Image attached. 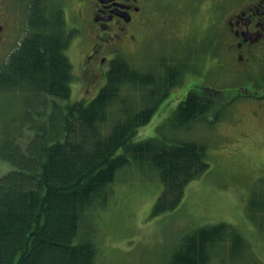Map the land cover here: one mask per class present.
Segmentation results:
<instances>
[{"label": "trees", "instance_id": "obj_1", "mask_svg": "<svg viewBox=\"0 0 264 264\" xmlns=\"http://www.w3.org/2000/svg\"><path fill=\"white\" fill-rule=\"evenodd\" d=\"M73 35L60 13L35 7L19 45L0 64V94L17 93L22 101L0 131V162L9 167L0 172V264H96V243L80 227L106 203L119 170L138 163L159 171L164 188L151 212L158 216L175 210L184 188L209 169L201 141H134L179 82L181 65L156 75L116 57L92 100L69 103L73 66L65 52ZM124 90L149 101L130 106ZM114 104L118 116L104 129ZM36 105L51 107L41 123L33 118L40 115ZM174 112L177 125L184 126L199 120L204 108L191 92ZM13 123L19 130L30 123L33 136L24 145L11 136ZM227 243L235 255L245 242L229 224L202 226L182 238L168 264H209Z\"/></svg>", "mask_w": 264, "mask_h": 264}, {"label": "rangeland", "instance_id": "obj_2", "mask_svg": "<svg viewBox=\"0 0 264 264\" xmlns=\"http://www.w3.org/2000/svg\"><path fill=\"white\" fill-rule=\"evenodd\" d=\"M61 2L68 29H78L73 17L76 2ZM199 3L200 0H149L144 25L139 30V42L129 44V48L116 57L142 73L159 75L165 66L176 63L183 67L182 73H193L196 80L181 75L149 123L137 130L134 141L153 137L167 143L201 141L206 145L209 169L184 188L183 199L175 210L158 216H152L151 212L164 188L159 171L138 163L119 170L107 188L106 203L88 213L80 227V232L91 235L96 243V264H168L185 235L221 222L234 226L245 243L234 248L235 255L230 254L228 243L222 245L209 264H264V128L259 127L260 121L246 113L241 116L242 123L225 127L221 124L232 118L231 112L225 110L227 113L221 112V121L216 126L219 132L213 134L206 118L179 126L175 117L177 100L190 81L203 80L204 85L222 87L215 82L219 78L216 80L214 69L210 79L205 76L211 67L208 57H214L208 43L214 33L203 25L205 12L199 9ZM89 46L90 35L85 34L73 39L66 49L73 66L69 103L92 100L105 83L109 63L97 70L87 67L84 60ZM7 54L1 55L0 60ZM223 81L222 78L221 83ZM129 94V105L137 109L141 102L149 101L146 96L140 97V93L128 90L121 93L122 96ZM13 95L16 98L11 93L0 94V131L5 128L7 119L22 108L21 96ZM35 107L40 115L34 116V120L45 121L51 107ZM118 110L119 104H114L111 117L102 128L106 129L113 117L118 116ZM28 126L30 123L19 130L13 123L10 127L14 133L11 136H16L22 145L33 136ZM14 127L18 130L14 131ZM8 168L0 162V172Z\"/></svg>", "mask_w": 264, "mask_h": 264}, {"label": "flooded vegetation", "instance_id": "obj_3", "mask_svg": "<svg viewBox=\"0 0 264 264\" xmlns=\"http://www.w3.org/2000/svg\"><path fill=\"white\" fill-rule=\"evenodd\" d=\"M72 1L76 2L73 17L78 29L70 30L61 0H0V56L5 52L8 56L19 45L35 7L46 14L60 13L67 31L74 32L71 43L77 36L90 35L84 60L87 67L101 69L118 53L128 49L129 44L139 42V30L144 25L149 0ZM199 9L205 12L203 25L206 30L214 33L207 39L214 57H208L211 67L205 76L210 79L214 69L216 80L219 78L215 82L222 87L204 85L203 80L195 81L197 78L193 73L183 72L182 76L195 80L190 81L188 90L182 92L175 108L192 92L204 108L199 120L206 118L213 134L219 132L216 126L221 121L222 111L232 115L221 124L225 127L242 123L241 116L247 113L260 121V128H264V0H200ZM1 60L0 64L4 61Z\"/></svg>", "mask_w": 264, "mask_h": 264}]
</instances>
